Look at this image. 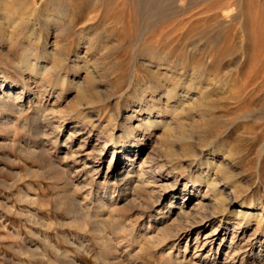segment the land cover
<instances>
[{
  "label": "rangeland",
  "instance_id": "374dc122",
  "mask_svg": "<svg viewBox=\"0 0 264 264\" xmlns=\"http://www.w3.org/2000/svg\"><path fill=\"white\" fill-rule=\"evenodd\" d=\"M0 22V76L22 108L0 107V264H264V0H0ZM31 55L48 71H21ZM147 85L161 125L135 129V156L112 140L100 153ZM212 158L215 187L199 179ZM60 174L91 206L114 196L99 216L123 224L115 253L67 214Z\"/></svg>",
  "mask_w": 264,
  "mask_h": 264
},
{
  "label": "bare ground",
  "instance_id": "6f19581e",
  "mask_svg": "<svg viewBox=\"0 0 264 264\" xmlns=\"http://www.w3.org/2000/svg\"><path fill=\"white\" fill-rule=\"evenodd\" d=\"M19 11H21V10H19ZM36 11H38V6L34 2V4L29 6V8H27V9H25V11L21 12V15L22 16H24L26 14L31 15V13H34ZM11 16H12V14H11ZM45 16H46V19L51 17L50 14H45ZM1 25H2V23L0 22V30H1ZM41 58H43V57H41L39 55H37V56H35V55L34 56L33 55L27 56L22 62L18 63L17 66H19V69L21 71H23L25 73H28L29 76H31L32 73L37 71V70L39 72H41L43 70H44L43 72H46V71H48V68L46 67V64L44 63V61L41 60ZM62 80L65 81L66 78H63ZM24 81H25L24 82L25 85H27L29 79H26ZM156 83L157 82H155L153 85L155 86ZM15 85H16L15 82H13L12 80H7L5 77L0 76V107L3 108L4 112H12L13 109H16V108H18V109H16L17 113L22 111V108L20 106L15 108L14 102L10 100L11 98H9V95L12 92V90L15 88ZM76 86L81 88L83 85L81 83H78ZM167 88L165 90L166 92H165L164 95H166V97H168L169 99L173 98L175 93H176V88H172V87L169 88V89H167ZM148 89H149V87L147 85L146 88H143L142 90H140L137 95H134V98L138 99L140 102H135V104L132 105L129 108V110H126L125 113H124V115H125L124 120L125 119L131 120L132 118H137V116H138V118L136 120V124H132L131 121L125 122L123 124V130L118 135V137L116 136L115 138H110V137H112L114 135L115 131H114L113 128L109 127L110 129L108 128V132H107V136L108 137H105L99 143L100 144V148L98 150L100 151V153L105 150V148L108 146V142L112 140L117 145H119V147L122 149V153H123L122 156H124V159L128 158V157L130 158L131 156H135L136 155L135 149H136V147L138 145V142L141 143V137L137 135V132L141 131L143 133L145 131V129H149L152 125L153 126L154 125H158V126L161 125L162 120H163L162 117L160 116V113H159L161 111L159 110V112H158L156 110L157 109V105L155 103V99L151 95L152 90L149 89V91H148ZM147 91H148V93H147ZM166 100H168V99H166ZM194 100L195 99H193L192 102ZM54 116H55V114H54ZM5 118H7V115H5ZM84 118H85V116H84ZM86 119H88V118H86ZM8 121L9 120L3 119V117H1V112H0V128L5 127L7 125V123L10 122V121L9 122ZM163 125L169 126V123L166 122ZM135 129H137L138 131L135 130ZM168 129L171 130L170 127ZM184 132H183V134H184ZM109 138H110V140H109ZM127 141L131 142L132 146L126 147L124 144ZM131 152H132V154H130ZM116 154L117 153H116L115 150H113L111 152L109 165H112L113 161L115 160ZM202 165H204V168H203ZM220 168H222L221 167V162L215 164L214 163V158H212L211 160H208V162H206V163L201 164V170L199 171V179H200V181L205 183L206 185H211L210 187L217 186L218 179L216 177V174H217L218 171L220 172ZM212 170H214L213 176H210ZM138 171H139V174L137 176H138V179H140V177L142 176L141 175L142 169L140 168V169H138ZM151 171L152 170H149L148 173H151ZM128 173H130V172L127 171L125 174H123V172H118V173L114 174L113 175V181H118V179H119V181L128 180V178H127L128 177ZM60 179H62V182H63V184L62 183L61 184L64 187L68 188V190H66V193H69L70 198L69 199L65 198L67 200L65 202L66 203L65 205H66V207H68V210H66L67 214L72 216V221H75V219H77V220H82V221L86 222L87 224H89V226H90L89 230L94 234V236L96 238H101L102 243L101 244L99 243L100 245H98L99 246L98 253H115L114 252L116 250V246L115 245H117V243L115 242L116 244L114 245V241H115L114 237H116L114 235L115 234L117 236L120 235L119 231L123 229V224L120 223L118 220L111 219L110 222L113 221V223L109 227L108 224H106V220L107 219L105 220L103 216H101V215L99 216V214H101L103 212H107V213H111L112 212L113 213V211L115 209H117L118 206H117V202H116V199L114 198V196L110 192V193L107 194V196L100 197V201H98L94 206H91L92 202L88 201V196L86 194L83 196V198L80 201H79V199L77 200V198H75V195H74V192L76 190H82V186L80 184L83 183L84 181H82V182L74 181L73 180L74 178L70 177L69 175H65V174H60ZM107 181H108V179H105V182H104L103 186L107 183ZM125 202H130V201H129V199L128 200L126 199ZM170 203H171V201H170ZM254 208H255L254 209L255 212H254L253 215L255 216L257 222L260 223L262 218H263V214H264V205H255ZM91 209H93L92 212L89 211ZM211 211L214 214L217 213V212H215V210H211ZM245 216H246V213H243L241 211H237L236 212V215H235V218H234V219H236V221L234 222L235 223L234 226H236V227H234V228H238L239 227L240 223L245 219ZM203 217H204V215H203ZM158 220H160V218L154 219V222H157ZM141 235H140V237H141ZM157 238H158L157 240L159 242H161V241H164L166 237L162 238L159 235ZM121 239H123V238H121ZM186 245H187V243H186ZM141 249L142 248L140 247V250ZM115 262H116V260H115ZM115 262H112V264H117L118 263V262L117 263H115ZM180 263L181 262L179 261L178 264H180Z\"/></svg>",
  "mask_w": 264,
  "mask_h": 264
}]
</instances>
